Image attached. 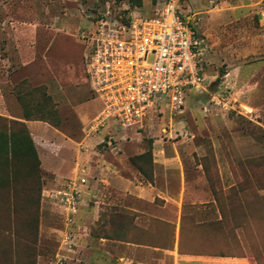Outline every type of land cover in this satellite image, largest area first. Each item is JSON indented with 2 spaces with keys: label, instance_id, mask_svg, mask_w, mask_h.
Here are the masks:
<instances>
[{
  "label": "rangeland",
  "instance_id": "obj_1",
  "mask_svg": "<svg viewBox=\"0 0 264 264\" xmlns=\"http://www.w3.org/2000/svg\"><path fill=\"white\" fill-rule=\"evenodd\" d=\"M164 1L0 0V116L25 123L26 111L64 137L56 151L68 162L59 164V174L43 177L40 168L20 160L10 179L14 191L29 188L33 199L36 190L44 191L42 214L55 229L56 264H79L77 233L97 201L86 191L94 185V167L151 145L153 160L154 154L178 158L188 182L184 202L115 199L95 188L100 204L92 234L136 245L133 257L142 263L264 264V0H185L181 11L191 15L203 40L204 87L189 92L180 110L158 101L132 126L85 133L102 107L88 74L100 22L150 16ZM6 125L0 120V132ZM53 140L44 133L38 143L50 152ZM130 165L145 183L154 182L156 171L166 196L179 192V169L142 162L144 177ZM80 179L86 180L80 205L69 215L56 191ZM231 187L244 192L227 198ZM219 206L226 217L221 224ZM175 245L176 254H145L140 247L171 251ZM17 254L15 264H33L31 246L21 245Z\"/></svg>",
  "mask_w": 264,
  "mask_h": 264
},
{
  "label": "built area",
  "instance_id": "obj_2",
  "mask_svg": "<svg viewBox=\"0 0 264 264\" xmlns=\"http://www.w3.org/2000/svg\"><path fill=\"white\" fill-rule=\"evenodd\" d=\"M185 0H165L150 16L128 23L100 22L88 63L92 91L102 107L86 126L95 136L111 124L132 126L158 101L180 110L186 95L204 87L203 40L191 15L181 11ZM85 179L67 181L56 199L74 214Z\"/></svg>",
  "mask_w": 264,
  "mask_h": 264
},
{
  "label": "crops",
  "instance_id": "obj_3",
  "mask_svg": "<svg viewBox=\"0 0 264 264\" xmlns=\"http://www.w3.org/2000/svg\"><path fill=\"white\" fill-rule=\"evenodd\" d=\"M8 117L10 118V116ZM24 122L34 141L42 176L44 177L46 174H55L54 176H56L59 174V164H66L68 162L65 155L56 151L57 141H61L62 139L64 141V137L58 129L51 127L45 122L36 120H26ZM44 133L54 139L53 144L49 143L50 148L52 145L54 146L50 152L42 149L39 144L43 142L42 136ZM38 139L40 141L39 143ZM110 158L113 159L109 160L106 157L101 165L94 167V175L96 176L94 185L91 190H86L88 196L97 198V201L95 202L96 206L92 207V209L85 210L87 217L83 224L84 232L77 233L79 239L76 243L75 254L79 255V264H96L99 261L101 264H153L151 262L142 263L135 261L133 252L137 246L134 244L119 240H110L92 234L91 226L97 220V205L100 204V199L98 195H95V191L93 190L95 188H101L109 191L110 194L115 196V199H119L120 196L124 195L136 198L139 201L151 203L157 198H162L167 202L171 201L178 204L184 202L188 187V182L184 177V171L178 165V158L169 157L165 154H154V164H163L165 166L164 168L179 169V192L174 196H166L159 185L158 173L156 171L154 172V182L145 183L135 177V173L130 165L131 157L126 152L114 154ZM53 163H56L57 166L55 167ZM44 196L43 190H36L34 199L31 196L29 188L22 189L19 192L15 188L14 191L13 184L8 183L6 175H0V264L16 263V256H18L16 249L17 241L18 246H31L33 248V264H56L54 259L56 247L53 238L55 229L53 225L50 226V223L46 224L48 219L46 220L42 214ZM14 201L23 206L21 215L16 219L14 218L13 207L11 208L10 205L14 204ZM76 238L77 236H75ZM140 247H142L145 254L155 253L157 255L159 254L158 252L176 254L177 252L176 245L171 251L147 246ZM181 257L187 256L181 255ZM19 258L18 256L17 259ZM174 260L176 262L177 258H174Z\"/></svg>",
  "mask_w": 264,
  "mask_h": 264
},
{
  "label": "trees",
  "instance_id": "obj_4",
  "mask_svg": "<svg viewBox=\"0 0 264 264\" xmlns=\"http://www.w3.org/2000/svg\"><path fill=\"white\" fill-rule=\"evenodd\" d=\"M132 5H140L143 0H128ZM129 20L123 21L125 23H128ZM25 120H39L44 121L49 124H52L44 119H32L31 115L25 111ZM0 120L7 123L6 129L4 131L0 132V175H6L8 179V183H11V178H13L14 169L16 168L17 164L21 160H28L29 165L31 167H36L39 169L40 161L38 158L37 150L34 144V141L29 133V130L27 129V126L25 123L15 121V120H9L4 117L0 116ZM20 126V129L15 131L13 128L14 126ZM54 126V125H53ZM130 162L137 167L141 175L146 177V170L143 168L141 163L148 162L152 164L153 162V154H152V145L150 148L137 156L131 157ZM13 180V179H12ZM244 190L242 188H236L231 187L229 189L228 194L226 195L227 198L239 196ZM216 197V196H215ZM215 201L217 202V198H215ZM218 203V202H217ZM11 208L13 207L14 210V218H19L21 215V210H23V206L18 204L14 201V204H10ZM218 212L220 215V218L218 219V223L221 224L225 220V214L220 209V206L218 207ZM236 226L238 228L242 227L240 225V221H238L237 218H233ZM20 245L18 246V241L16 245L17 253L20 251ZM23 264L25 262L23 261Z\"/></svg>",
  "mask_w": 264,
  "mask_h": 264
}]
</instances>
